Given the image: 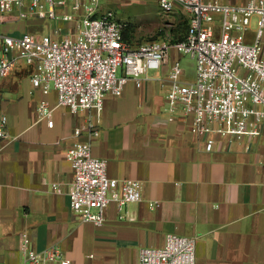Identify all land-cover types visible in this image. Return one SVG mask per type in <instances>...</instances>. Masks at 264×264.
<instances>
[{
	"label": "crops",
	"instance_id": "obj_1",
	"mask_svg": "<svg viewBox=\"0 0 264 264\" xmlns=\"http://www.w3.org/2000/svg\"><path fill=\"white\" fill-rule=\"evenodd\" d=\"M176 13L183 14L175 7L166 15L171 37ZM36 21L5 20L0 33H42L34 29ZM131 23L124 35L134 46L147 41L138 38L156 25ZM179 54L171 48L165 63L147 69L140 86L129 80L120 94L104 97L92 153L107 160L109 177L139 180L142 198L120 211L109 203L102 225L81 221L67 195L72 168L65 153L86 138L73 132L85 111L72 113L58 104L55 89L43 92L32 83V68L21 60L0 77L3 264H23L25 239L36 251L56 245L73 264H138L140 248L162 245L168 233L195 239L196 264H264V128L258 137L206 150L188 119L167 110L166 73ZM40 100L51 109L48 117L37 114ZM53 182L60 183V192Z\"/></svg>",
	"mask_w": 264,
	"mask_h": 264
},
{
	"label": "built area",
	"instance_id": "obj_2",
	"mask_svg": "<svg viewBox=\"0 0 264 264\" xmlns=\"http://www.w3.org/2000/svg\"><path fill=\"white\" fill-rule=\"evenodd\" d=\"M99 1L0 0V22L35 19L42 31L0 33V77L21 60L32 68V83L43 92L55 89L58 104L72 113L85 111L73 132L85 133L86 138L74 141L65 153L72 168L67 195L73 213L95 225L104 223L109 203L120 211L142 198L139 180L109 177L107 160L92 153L104 97L120 94L129 80L140 86L147 69L165 63L171 48L194 58L195 79L183 81L179 57L171 61L167 110L188 119L190 131L202 137L206 150L216 143L229 146L258 137L264 128V0H156L164 14L181 9L187 20L185 33L135 46L124 35L130 23L102 9ZM50 110L46 100L39 101L40 118L48 117ZM5 135L0 119V137ZM51 185L62 190L58 182ZM195 243L192 237L168 233L162 245L140 248L138 264H196ZM21 251L23 264H73L54 244L36 251L25 239Z\"/></svg>",
	"mask_w": 264,
	"mask_h": 264
},
{
	"label": "rangeland",
	"instance_id": "obj_3",
	"mask_svg": "<svg viewBox=\"0 0 264 264\" xmlns=\"http://www.w3.org/2000/svg\"><path fill=\"white\" fill-rule=\"evenodd\" d=\"M99 4L102 9H111L117 17L132 22L131 26L137 28H144L152 26L155 28L152 32L146 36L138 38L141 41L155 39L161 36L167 35L165 32V22L169 21L170 17L160 11L156 0H100ZM148 17H152V20ZM174 24L171 26V34L174 37H179L184 33L187 22L185 15L176 13L174 18ZM40 24V21H36V25ZM130 27V26H129ZM251 28H254V18L252 19ZM35 30L41 31V26L34 27ZM251 37V33H247V38ZM180 65L183 69L182 80L189 82L195 79V60L188 53L179 54ZM148 72H151L148 70Z\"/></svg>",
	"mask_w": 264,
	"mask_h": 264
},
{
	"label": "trees",
	"instance_id": "obj_4",
	"mask_svg": "<svg viewBox=\"0 0 264 264\" xmlns=\"http://www.w3.org/2000/svg\"><path fill=\"white\" fill-rule=\"evenodd\" d=\"M185 19H186V18H185ZM186 22H187V20H186ZM186 27H187V26H186ZM185 30H186V29H185ZM184 33H185V31H184ZM184 33H182V34H181L179 37H177V38H181V37L183 36ZM172 38H176V37L172 36ZM177 38H176V39H177Z\"/></svg>",
	"mask_w": 264,
	"mask_h": 264
}]
</instances>
